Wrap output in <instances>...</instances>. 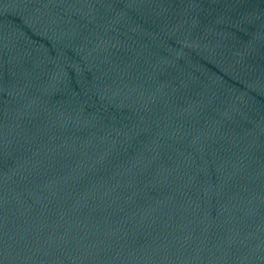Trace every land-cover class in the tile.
Listing matches in <instances>:
<instances>
[{"label": "water", "instance_id": "1", "mask_svg": "<svg viewBox=\"0 0 264 264\" xmlns=\"http://www.w3.org/2000/svg\"><path fill=\"white\" fill-rule=\"evenodd\" d=\"M0 264H264V0H0Z\"/></svg>", "mask_w": 264, "mask_h": 264}]
</instances>
